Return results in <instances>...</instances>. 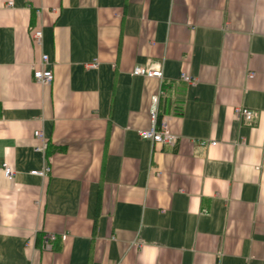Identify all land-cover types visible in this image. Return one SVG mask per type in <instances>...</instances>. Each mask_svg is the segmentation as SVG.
<instances>
[{"label":"crops","instance_id":"crops-1","mask_svg":"<svg viewBox=\"0 0 264 264\" xmlns=\"http://www.w3.org/2000/svg\"><path fill=\"white\" fill-rule=\"evenodd\" d=\"M0 264H264V0H0Z\"/></svg>","mask_w":264,"mask_h":264},{"label":"built area","instance_id":"built-area-1","mask_svg":"<svg viewBox=\"0 0 264 264\" xmlns=\"http://www.w3.org/2000/svg\"><path fill=\"white\" fill-rule=\"evenodd\" d=\"M10 6L13 5L12 2L9 3ZM34 38L37 42H41L42 38V30H36L34 32ZM50 61L49 57L46 54L42 55V61L39 68L34 69V78L37 82L42 85H50L54 81V73L52 69L49 67ZM96 64L89 65V67H95ZM132 74L134 76H143V77H152V78H163L162 64L156 61H149L144 65H138L134 68ZM182 79L188 82L191 85L196 83V79L183 74ZM164 95V92L161 91L159 95L153 97L152 100V118L153 125L148 130L140 131V137L144 140H150L155 144H160L169 147H176L177 143L180 140V137L174 133H172L168 127V123L166 120H160V97ZM235 115L238 120L245 123H252L255 117V112L251 109L241 107L236 109ZM35 135L43 141V144L39 149L44 151L46 148V139L43 135L42 131H36ZM211 145H216V142H212ZM3 171L9 179H12L15 175V171L7 164L4 163ZM50 171L48 165H46L42 170H34L31 171L33 175L45 176ZM57 236L55 234L47 235L44 238V247L47 249H52L53 243L57 240Z\"/></svg>","mask_w":264,"mask_h":264},{"label":"trees","instance_id":"trees-1","mask_svg":"<svg viewBox=\"0 0 264 264\" xmlns=\"http://www.w3.org/2000/svg\"><path fill=\"white\" fill-rule=\"evenodd\" d=\"M160 120H161V118H160Z\"/></svg>","mask_w":264,"mask_h":264}]
</instances>
